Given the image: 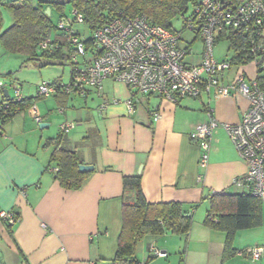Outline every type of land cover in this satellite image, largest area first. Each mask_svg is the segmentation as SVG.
I'll return each mask as SVG.
<instances>
[{
    "label": "crops",
    "instance_id": "crops-1",
    "mask_svg": "<svg viewBox=\"0 0 264 264\" xmlns=\"http://www.w3.org/2000/svg\"><path fill=\"white\" fill-rule=\"evenodd\" d=\"M9 1L0 0V5ZM46 7L49 15L56 13L59 18V12L49 4ZM0 53L6 57L4 64L23 58L4 48ZM198 56L196 63L201 52ZM7 74L0 70L4 83L0 102L5 90L10 92L12 80L21 87L23 97L34 98V104L5 123L0 120V264H112L123 229V178L138 174L149 203L198 204L189 235L144 236L137 246L140 264H264V255L258 261L239 252L224 257L226 234L204 224L213 193L241 192L233 182L246 173L247 163L224 124L240 122L250 106L244 95L234 90L220 95L211 86L204 87L198 97L175 102L157 94L136 93L127 84L107 78L101 91L92 90L87 96L61 89L43 97L38 94L41 82L33 92ZM70 75L71 70L69 79L60 81L67 84ZM258 75L256 61L231 65L222 82L230 84L239 77L250 81ZM131 99L132 110L127 104ZM156 112L160 113L157 119ZM210 116L221 125L213 130L209 160L202 163L200 148L190 134ZM64 122L74 123L64 145L77 150L83 164L94 166L80 189L61 185L55 172L58 164L51 161L55 145H45L48 138L61 134ZM41 123L48 126L40 128ZM8 211L19 218L12 234L1 217ZM255 245L264 246V222L235 235L237 250ZM151 246L166 255L150 259Z\"/></svg>",
    "mask_w": 264,
    "mask_h": 264
},
{
    "label": "built area",
    "instance_id": "built-area-1",
    "mask_svg": "<svg viewBox=\"0 0 264 264\" xmlns=\"http://www.w3.org/2000/svg\"><path fill=\"white\" fill-rule=\"evenodd\" d=\"M227 0H199L194 11L186 20L185 29L194 33L202 44L201 61L188 63V42L181 31H173L159 24L151 23L144 15L129 16L118 14L88 37L81 39L72 22L61 19L58 29L67 38L72 60L75 62L67 84L43 81L38 94L51 96L63 89L67 94L87 96L92 90L101 91L103 82L110 78L127 84L139 94H157L162 99L178 101L185 97L195 98L202 89L214 86L220 95H228L233 90L244 95L250 103L237 124H224L242 159L247 163L246 173L236 178L233 184L241 191L252 193L264 201V83L257 78L246 81L239 77L230 84L222 82L224 73L231 67L227 60L215 57V42L220 32L227 26L237 27L249 16L263 14L258 23L264 20V0H245L236 8ZM75 23L86 24L84 16L76 8ZM51 40L40 43L46 48ZM185 42V43H184ZM82 58V63L79 62ZM15 89V98H23L21 87L10 80ZM0 86L4 83L0 80ZM133 101L127 102L130 110ZM106 104H103L105 107ZM8 107V105H6ZM36 120L41 116L33 108ZM160 113H155L159 118ZM221 123L210 116L206 122L195 126L190 134L201 151V162L207 163L211 149L213 130ZM74 127L73 122L61 124V132L67 134ZM1 217L14 224L18 218L11 212H2ZM150 255L165 256L156 246L149 249ZM239 254L252 261L264 255V246L255 245Z\"/></svg>",
    "mask_w": 264,
    "mask_h": 264
},
{
    "label": "trees",
    "instance_id": "trees-1",
    "mask_svg": "<svg viewBox=\"0 0 264 264\" xmlns=\"http://www.w3.org/2000/svg\"><path fill=\"white\" fill-rule=\"evenodd\" d=\"M199 0H70L80 13L83 14L88 28L93 32L118 14L129 16L144 15L153 24H159L167 29H174L172 22L178 17H184L192 3ZM234 8L245 0H227ZM46 4L63 15L64 3L44 2L34 0H12L4 4L13 15V23L3 32H0V43L8 53L25 56V62H36L42 65L43 61L71 62V71H74L75 62L69 52L70 45L64 32L58 29L52 16L46 13ZM194 11V9H193ZM192 11V13H193ZM191 13V15H192ZM185 17L186 20L189 17ZM259 13L249 16L239 26H227L222 30L217 41L226 40L231 54L224 59L231 65H247L253 61L258 63V81L264 83V20ZM0 14V26L2 25ZM186 28V27H185ZM186 31V29H185ZM191 33V32H190ZM187 50L190 52L199 38L191 33ZM196 39L193 41V39ZM50 39L46 48L40 43ZM90 37L86 42H90ZM223 59V60H224ZM82 63V58L79 60ZM83 64V63H82ZM7 75H11L10 73ZM61 82L60 80L51 82ZM34 98L21 100L4 95L0 102V120L5 123L11 120L16 113L31 107ZM8 105V107H6ZM65 134L46 140V146L54 144L51 161L56 162V177L61 185L67 189H80L88 176L80 171L81 157L77 150L64 145ZM123 229L119 237L118 251L112 264H140L137 258L138 243L148 234L172 233L189 235L194 223V213L198 204L186 205L180 202L149 203L142 191L141 174L125 176L123 178ZM211 204L204 219V224L211 229L223 231L226 234L224 257L238 254L234 246V238L239 230L260 227L264 222V201L248 192L213 193ZM18 218V216L16 215ZM6 220L5 218H3ZM19 219V218H18ZM10 233H13L14 224L6 220ZM153 255H150V259Z\"/></svg>",
    "mask_w": 264,
    "mask_h": 264
},
{
    "label": "rangeland",
    "instance_id": "rangeland-1",
    "mask_svg": "<svg viewBox=\"0 0 264 264\" xmlns=\"http://www.w3.org/2000/svg\"><path fill=\"white\" fill-rule=\"evenodd\" d=\"M55 2H60L64 3L65 9L62 12L64 15L62 18L59 15H54L52 16V20L57 26L58 23L60 22L61 19H65L66 21L72 22L74 25V29L78 32L79 36L81 39H84L85 37H91L92 31L88 28L86 24H80V23H75V16L73 15L74 11V5L70 2V0H51ZM194 9V5L191 3L189 6V10L186 12L184 17H178L173 20L172 25L174 29L177 31H181L184 34V41L186 39L191 38V33L188 31H185V17H188L191 15L192 11ZM0 12L2 13V18H3V23H2V32L6 30L11 24L13 23V15L11 11L4 6L0 5ZM55 12L56 11L55 9ZM184 42V43H185ZM202 44L200 40H196L193 46V51L189 56L187 57L186 61L190 64L196 63L199 61V56L198 54L202 50ZM3 47L0 44V52H2ZM0 53V64L5 65L1 66L0 65V70L3 69V71H7V73H12L13 76L17 77L23 86L28 89L32 88L33 92H35L36 85H38L42 81L46 82H54L57 80H65L67 81L69 79V72L71 70V62H48V61H43L42 65L36 62H25V56L21 58V62H18V60L15 61H8L4 64L6 57L4 55H1ZM231 54V51L228 48V42L226 40H220L217 41L215 45V55L217 58L223 60V58L229 56ZM18 55H14V57H17ZM13 57V58H14ZM80 60V58H79ZM4 67V68H3ZM5 69V70H4ZM25 77H22V76ZM3 78V76H1ZM10 95L12 97L15 96V89L10 88ZM0 98H1V93H0Z\"/></svg>",
    "mask_w": 264,
    "mask_h": 264
},
{
    "label": "water",
    "instance_id": "water-1",
    "mask_svg": "<svg viewBox=\"0 0 264 264\" xmlns=\"http://www.w3.org/2000/svg\"><path fill=\"white\" fill-rule=\"evenodd\" d=\"M46 13H47L48 15L50 14V8H47V9H46ZM5 96H6V97L10 96V92H9L8 89L5 90ZM46 126H48L47 123H41V124H40V128H44V127H46ZM79 169H80V171H82V172H88V171L93 170V169H94V166H93V165H88V164H82V165H80Z\"/></svg>",
    "mask_w": 264,
    "mask_h": 264
}]
</instances>
